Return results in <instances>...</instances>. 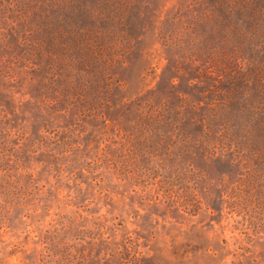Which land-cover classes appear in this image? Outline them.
Instances as JSON below:
<instances>
[{
  "label": "rangeland",
  "instance_id": "obj_1",
  "mask_svg": "<svg viewBox=\"0 0 264 264\" xmlns=\"http://www.w3.org/2000/svg\"><path fill=\"white\" fill-rule=\"evenodd\" d=\"M94 1L0 0V264H264V34L208 78L205 0Z\"/></svg>",
  "mask_w": 264,
  "mask_h": 264
},
{
  "label": "trees",
  "instance_id": "obj_2",
  "mask_svg": "<svg viewBox=\"0 0 264 264\" xmlns=\"http://www.w3.org/2000/svg\"><path fill=\"white\" fill-rule=\"evenodd\" d=\"M114 2V0H95L84 8L83 12L89 19H93V22L85 23L86 29L83 35L88 38L94 34V36L98 35L99 31L92 25L95 20L102 18V15H107L105 6L111 5L112 11L115 10ZM190 12L194 13V10ZM186 18L187 16L178 12L172 17L171 21L177 24V28H181V31L174 33L172 30L169 34L172 37L171 44L180 51L189 50L190 59L202 61L203 66L207 65L203 72L200 70L198 72L208 78L219 74L220 60L223 59V56L220 57L218 54L219 50L234 45L235 40L241 41L243 34L248 33L253 36L255 33L264 34V6L252 0H205L201 9L192 16L194 20L187 21ZM87 43L88 50H93L92 45ZM211 116L214 117L213 114Z\"/></svg>",
  "mask_w": 264,
  "mask_h": 264
}]
</instances>
